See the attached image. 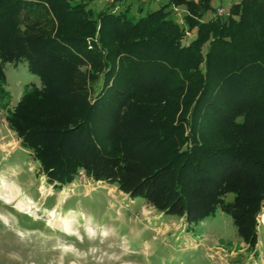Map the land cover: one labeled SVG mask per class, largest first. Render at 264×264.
Returning a JSON list of instances; mask_svg holds the SVG:
<instances>
[{
	"label": "trees",
	"instance_id": "trees-1",
	"mask_svg": "<svg viewBox=\"0 0 264 264\" xmlns=\"http://www.w3.org/2000/svg\"><path fill=\"white\" fill-rule=\"evenodd\" d=\"M95 1L0 0V60L25 59L42 83L8 116L12 129L61 183L103 168L98 180L190 222L221 206L252 241L264 192V0L217 19L214 0H169L139 18L120 11L128 1L117 12ZM6 80L0 65V91Z\"/></svg>",
	"mask_w": 264,
	"mask_h": 264
},
{
	"label": "rangeland",
	"instance_id": "rangeland-1",
	"mask_svg": "<svg viewBox=\"0 0 264 264\" xmlns=\"http://www.w3.org/2000/svg\"><path fill=\"white\" fill-rule=\"evenodd\" d=\"M129 1L134 6L128 17L137 18L169 2L148 1L139 12L141 4ZM239 1L214 0L213 6L228 12ZM106 7L107 0L92 4L96 12ZM0 65L7 79L0 91V264H264V192L255 238L249 241L223 207L208 219L190 222L185 213L164 211L122 190L114 179L98 180L94 173L103 168L83 169L70 184L53 179L8 118L26 92L42 86L41 80L25 59L0 60ZM153 101L156 95L145 107L153 109ZM219 129L207 131V140L218 139ZM153 161L139 159L132 170L137 166L135 172L144 174ZM245 189L253 190V181ZM234 199V193L223 196L224 204Z\"/></svg>",
	"mask_w": 264,
	"mask_h": 264
},
{
	"label": "built area",
	"instance_id": "built-area-1",
	"mask_svg": "<svg viewBox=\"0 0 264 264\" xmlns=\"http://www.w3.org/2000/svg\"><path fill=\"white\" fill-rule=\"evenodd\" d=\"M127 1L128 0H107V4L110 6H115L114 11L117 12L120 10L121 4H123ZM141 1H153V0H141ZM154 1L161 2L162 0H154ZM174 12H175V19H176L177 23L182 27H186V22H185V18H184L185 10L178 8V7H174ZM229 15H230L229 11L227 12L224 7L219 5L216 8V10L214 11V13L210 16V18L211 19H217V18L227 17ZM186 36H187V38H192L193 33H191L189 30H186Z\"/></svg>",
	"mask_w": 264,
	"mask_h": 264
},
{
	"label": "crops",
	"instance_id": "crops-1",
	"mask_svg": "<svg viewBox=\"0 0 264 264\" xmlns=\"http://www.w3.org/2000/svg\"><path fill=\"white\" fill-rule=\"evenodd\" d=\"M137 1L141 4V6H139L138 10H139V12H142L144 10V8H145V4L148 3V1H141V0H137ZM195 1H198V0H195ZM127 6H129V8H130V12L131 11L133 12L134 3L128 0Z\"/></svg>",
	"mask_w": 264,
	"mask_h": 264
}]
</instances>
